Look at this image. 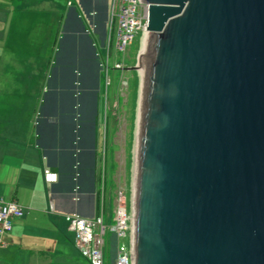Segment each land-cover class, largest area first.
Returning a JSON list of instances; mask_svg holds the SVG:
<instances>
[{"label": "water", "instance_id": "obj_1", "mask_svg": "<svg viewBox=\"0 0 264 264\" xmlns=\"http://www.w3.org/2000/svg\"><path fill=\"white\" fill-rule=\"evenodd\" d=\"M138 2L148 13L130 153L131 264H264V0ZM70 145L61 151L73 197L83 150Z\"/></svg>", "mask_w": 264, "mask_h": 264}, {"label": "crops", "instance_id": "obj_2", "mask_svg": "<svg viewBox=\"0 0 264 264\" xmlns=\"http://www.w3.org/2000/svg\"><path fill=\"white\" fill-rule=\"evenodd\" d=\"M87 1L90 8H84L82 0H0V202L15 200L23 211L0 236V264L89 263L74 245L65 219L72 204L73 211L80 207L84 216H92L88 194L81 191L72 197L69 185L59 177L54 183L43 179L45 167L59 173L68 170L62 151L57 155L61 168L50 162L45 147L59 144V136L51 132L59 103L72 98L74 119L82 120L84 109V118L90 119V98L82 92L93 85L92 33L99 31L93 18L96 0ZM81 37L87 39L88 56L80 51ZM66 38L67 54L58 57ZM72 59L75 77L73 71L70 75L64 71ZM81 94L86 96L83 103ZM72 142L79 147L77 135ZM77 198L81 202L76 203ZM111 240L116 241L113 234Z\"/></svg>", "mask_w": 264, "mask_h": 264}, {"label": "built area", "instance_id": "obj_3", "mask_svg": "<svg viewBox=\"0 0 264 264\" xmlns=\"http://www.w3.org/2000/svg\"><path fill=\"white\" fill-rule=\"evenodd\" d=\"M148 4L138 0H107L106 18L104 22V34L96 32L100 38L101 45L105 49V62L99 60L100 70H107V58L110 55L123 54L130 44L133 34L140 32L139 55L144 42L147 25ZM116 66L122 67V62ZM105 145V142H102ZM104 145L97 160V207L91 217L83 216L77 212L65 213V219L73 233V242L81 255L87 259L89 264H131V221L130 203L127 201L125 191L118 187L115 189L112 205L114 211V223L109 226L111 234L115 236L116 244L114 249L104 254V236L106 225L104 215L108 200L105 187L104 171ZM43 179L47 183H54L58 174L50 167L43 169ZM130 200V196L128 198ZM21 206L15 200H1L0 202V236L8 232L12 227L15 218L22 215ZM109 243V239H108Z\"/></svg>", "mask_w": 264, "mask_h": 264}, {"label": "rangeland", "instance_id": "obj_4", "mask_svg": "<svg viewBox=\"0 0 264 264\" xmlns=\"http://www.w3.org/2000/svg\"><path fill=\"white\" fill-rule=\"evenodd\" d=\"M77 3V0H73ZM99 0H96L98 2ZM93 1V9H96V5ZM93 17L96 20V11ZM84 18V16H83ZM96 24V23H95ZM97 31H100L101 24H97ZM67 27V26H66ZM88 27H91L90 25ZM140 32L137 31L133 34V38L130 44L127 45L125 52L123 54H117L115 56L110 55L107 58V70H99L98 73V86L96 89V105L94 113V132H93V141L95 151L100 152L102 142H105L104 145V171H105V187L107 189V204L104 215V224L106 225V234L104 236V254L109 253V243L108 239L111 235L109 226L114 223V211L112 200L114 196L115 189L118 187L123 188L125 191L126 198L130 196V153H131V141H132V130H133V120H134V109H135V98H136V86H137V77H138V52H139V35ZM93 46L95 52L98 55V58L101 62H105L106 53L104 47L101 45L100 38L98 34L93 31ZM82 38V37H81ZM67 39L65 40L64 49L58 54V57H63L66 52V46L68 45ZM85 38H82L81 49L80 51L87 56L90 54L88 52V44L84 42ZM84 40V41H83ZM87 40V39H86ZM85 43V44H83ZM69 46H67V50ZM65 50V51H64ZM66 52V53H65ZM61 55V56H59ZM96 64L100 67L99 60L95 57ZM117 62H122V67L116 66ZM137 66V69H130L133 65ZM95 62H93V67ZM94 70V71H93ZM95 69L92 68V83L96 85V81L93 79ZM73 77L74 74H72ZM92 88V86H91ZM90 89V88H89ZM87 88V90H89ZM88 92H82V94H87ZM81 96L80 103H83V99H86V96ZM92 95V94H90ZM92 96H90V99ZM52 100V97L50 98ZM90 100L89 104V114L91 112ZM83 106V104H81ZM88 118V117H87ZM81 137V136H80ZM84 149V145H82ZM61 151V150H60ZM65 151V149H64ZM62 155L65 156V159L68 158L66 152H62ZM74 156V152L72 153ZM74 167V165H72ZM78 167V166H77ZM55 172L56 169L53 168ZM63 181L68 183L67 177L65 175L73 174V171L69 170L67 173H63ZM84 174H82V177ZM81 177V178H82ZM81 181V180H80ZM84 187L82 186V189ZM83 191V190H81ZM80 191V192H81ZM87 195V194H85ZM84 201V196H82ZM127 201L130 203V200ZM81 202V201H80ZM77 212L80 215L84 216V210L77 209ZM88 263V262H87ZM89 264V263H88Z\"/></svg>", "mask_w": 264, "mask_h": 264}, {"label": "flooded vegetation", "instance_id": "obj_5", "mask_svg": "<svg viewBox=\"0 0 264 264\" xmlns=\"http://www.w3.org/2000/svg\"><path fill=\"white\" fill-rule=\"evenodd\" d=\"M82 5L83 7L85 8H90L89 4H88V1L87 0H82ZM100 8L98 7L97 9H95L96 11V20L94 18V20L96 21L97 24H101V21H103V18H102V15H101V12H100ZM94 11V13H95ZM85 40V39H84ZM83 40V41H84ZM86 42V40L84 41ZM85 44V43H83ZM96 54L95 52V49H94V46H93V55ZM96 64V63H95ZM95 67V71L99 70V67L96 65ZM94 68V67H93ZM80 73V72H79ZM78 73V74H79ZM99 73V71H97V74ZM80 75V74H79ZM94 76V75H93ZM93 79L95 80L96 77L94 76ZM92 78H91V82H92ZM80 82L81 80H79V84H76V85H80ZM78 90V89H76ZM77 97V96H75ZM68 102L65 104L63 102H60L59 103V117L57 116V120L56 122H54V125L53 127H51V132L56 136H59V144H56L54 146H45L43 144V146H45L47 148V151H48V155L50 156L51 158V163H54V164H58V166H60V164H62L61 160L59 158H57L58 156V151L59 150H68V149H71L72 146L70 145L71 142H72V139H74L73 137H76V135L78 136H81L80 138V142L78 141V144L79 146L82 148V145H81V141H82V144L84 145V149H83V152L85 154L82 155L78 160L80 163L84 164V166H78L77 169L78 170H81L83 171L84 173V176H83V193L84 194H88V179H89V174H88V169H89V157L90 155L88 154V149H89V145L92 144V133H91V128H92V124H91V119H88V118H84V115H83V112H82V120H79L77 119H74V113H73V110H69L68 107H69V104H70V101L71 99L68 97ZM82 122V124H80ZM56 123V124H55ZM76 124H79L80 127H78ZM42 125V124H41ZM82 125V126H81ZM47 127V125L45 126ZM44 128V126H43ZM76 128V131L74 132L73 129ZM77 130H79V132H77ZM53 135V136H54ZM41 139L44 141L43 137H41ZM58 145V148H56V146ZM77 145H75L76 147ZM93 151H94V168H95V147H94V144H93ZM64 160V158H63ZM64 162V161H63ZM65 164V162H64ZM81 165V164H80ZM61 167V166H60ZM62 168V167H61Z\"/></svg>", "mask_w": 264, "mask_h": 264}, {"label": "trees", "instance_id": "obj_6", "mask_svg": "<svg viewBox=\"0 0 264 264\" xmlns=\"http://www.w3.org/2000/svg\"><path fill=\"white\" fill-rule=\"evenodd\" d=\"M99 3L97 4L98 6H99V8L101 9L100 10V12H101V15H102V18H103V20H104V13H103V8H104V0H99L98 1ZM90 7H91V5H90ZM102 23H103V21H101V25H102ZM101 27V26H100ZM71 48V47H70ZM76 53V52H75ZM75 56H76V54H75ZM82 60H84V59H82ZM96 61V60H95ZM74 62H75V60L74 59H72V60H69V63H68V65H67V68H65V73H66V71L68 70V72H69V75H70V72L71 71H73V69H76V67L75 68H72V65L74 64ZM97 63V62H96ZM97 64H95V66H96ZM94 66V69L95 68H97V67H95ZM74 67V66H73ZM85 67H87L86 66V64H85ZM94 71V70H93ZM98 71V70H97ZM97 71H95L94 72V74L95 75H97ZM65 75V74H64ZM97 86H98V76H97V83H96V85L95 84H93L92 85V88L90 87V89L89 90H87V91H85V92H88V96H89V98H90V96H92V98L90 99L91 101H92V108H91V114H92V119H91V124L94 126V124H93V119H94V113H95V105H96V100H97V97H96V89H97ZM90 94H92V95H90ZM71 99V101H72V98H70ZM93 130H94V128H93ZM91 133H92V129H91ZM93 144H94V141H93ZM64 150V149H63ZM58 152H60V150L58 151ZM64 158V162H65V168H66V165H67V163H68V158L67 159H65V157H63ZM98 158H99V155H98V153H97V151H95V176H94V190H93V195H94V210L96 209V207H97V192H95L94 193V191H95V188H96V184H97V160H98ZM54 164V163H53ZM55 165V164H54ZM59 168V167H58ZM59 170H60V168H59ZM68 172V171H67ZM67 172H58L59 173V177L60 178H62V175H64L63 173H67ZM63 180V179H62ZM64 182V181H63ZM69 185V184H68ZM88 185H89V181H88ZM83 186V185H82ZM83 190V189H82ZM88 192V191H87ZM76 212V211H75ZM115 244H116V241H114V240H111V241H109V248H110V250H111V248H113L114 249V246H115Z\"/></svg>", "mask_w": 264, "mask_h": 264}, {"label": "bare ground", "instance_id": "obj_7", "mask_svg": "<svg viewBox=\"0 0 264 264\" xmlns=\"http://www.w3.org/2000/svg\"><path fill=\"white\" fill-rule=\"evenodd\" d=\"M94 7V6H93ZM94 15V14H93ZM94 56V55H93ZM139 60H140V55H139ZM99 70H100V68H99ZM98 70V71H99ZM78 74V73H77ZM94 76L96 77V79H95V81L97 82V76L94 74ZM76 82V81H75ZM91 108H92V104H91ZM90 119H92V114H91V112H90V117H89ZM79 139H80V137H79V135L77 136V142L79 141ZM80 142V141H79ZM79 145V144H78ZM92 145V144H91ZM91 145H89V149H88V151H90L91 150V148H92V146ZM82 149V148H80V146L79 147H76V149ZM72 212H74V213H76L75 211H72ZM71 213V212H70Z\"/></svg>", "mask_w": 264, "mask_h": 264}, {"label": "clouds", "instance_id": "obj_8", "mask_svg": "<svg viewBox=\"0 0 264 264\" xmlns=\"http://www.w3.org/2000/svg\"><path fill=\"white\" fill-rule=\"evenodd\" d=\"M104 22H105V21H104ZM100 28H101V27H100ZM94 55H95L94 57H97L96 54H94ZM96 165H97V164H96ZM96 167H97V166H96ZM97 168H98V167H97ZM57 174H58V172H57ZM58 177H59V174H58ZM93 212H94V211H93Z\"/></svg>", "mask_w": 264, "mask_h": 264}]
</instances>
